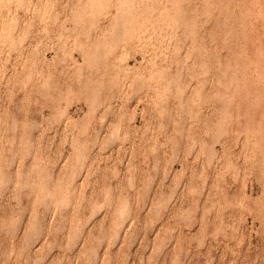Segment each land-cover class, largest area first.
<instances>
[{"label":"rangeland","instance_id":"374dc122","mask_svg":"<svg viewBox=\"0 0 264 264\" xmlns=\"http://www.w3.org/2000/svg\"><path fill=\"white\" fill-rule=\"evenodd\" d=\"M0 264H264V0H0Z\"/></svg>","mask_w":264,"mask_h":264}]
</instances>
